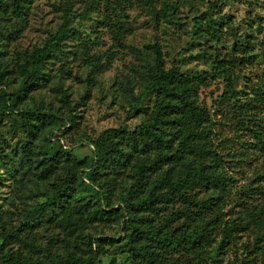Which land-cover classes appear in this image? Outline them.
<instances>
[{
    "label": "rangeland",
    "instance_id": "1",
    "mask_svg": "<svg viewBox=\"0 0 264 264\" xmlns=\"http://www.w3.org/2000/svg\"><path fill=\"white\" fill-rule=\"evenodd\" d=\"M67 8L73 31L10 114L5 94L18 90L20 67L58 30ZM155 45L165 69L191 77L207 113L196 128L201 139L191 142L202 152L186 148V158L216 170L224 184L189 189L186 198L166 192L154 209L135 212L122 200L138 163L155 152L133 154L117 172L100 164L95 173L91 141L108 130L127 136L150 121L156 95L131 108ZM0 78V264H49L70 255L80 264H264V0H22L17 14L0 9ZM160 132L166 152L183 151L177 126ZM77 169L86 176L64 189L53 215L28 216ZM97 192L115 213L98 212ZM82 203L87 207L78 208ZM135 227L145 233L132 243ZM195 230L202 231L199 248L161 242L166 233Z\"/></svg>",
    "mask_w": 264,
    "mask_h": 264
},
{
    "label": "trees",
    "instance_id": "2",
    "mask_svg": "<svg viewBox=\"0 0 264 264\" xmlns=\"http://www.w3.org/2000/svg\"><path fill=\"white\" fill-rule=\"evenodd\" d=\"M9 4L0 0V9L7 13L11 9L13 13H19L22 9V0H8ZM72 13L70 8L65 11V18L58 30L50 35L43 47H36L29 55L28 61L20 67L22 80L18 90L13 94H5L7 110L10 114L14 112L16 100L19 96L28 90L34 88L43 75V65L56 53L61 51L64 40L73 31L70 27L69 14ZM88 10H85L79 17H87ZM196 24H201V19L196 20ZM0 78V86H1ZM229 81V79H228ZM230 87L232 82L229 81ZM156 95L155 107L149 122H144L133 133L125 136L123 130H108L103 133L97 140L91 141L94 147V163L92 171L96 173L95 167L100 164H109L110 167L117 172L119 166L124 167L132 158L133 154L141 152L145 154L149 151L155 152L153 158L143 160L138 163L134 175L132 185L126 190V196L122 203L132 211L152 210L156 204L165 196L167 192L170 195H178L186 198V191L199 187H207L209 185L224 184V179L216 170H212L205 165L200 168L195 166L193 162L186 158L184 150L187 148L189 155L199 154L201 148L191 145L193 140L201 139L203 132H197L196 128L206 122L207 113L197 104V89L191 81V77L185 74L180 68L174 67L165 69L163 65V54L158 45L154 46V63L148 68V80L140 96L136 99L131 113L138 111L143 106L145 98ZM264 98V97H263ZM30 115H35L29 112ZM37 119L46 122L52 121L51 115L38 114ZM65 124V123H64ZM173 125L182 132L181 145L183 151L169 154L167 149V141L160 132L163 126ZM65 126V125H64ZM258 133L256 132V135ZM53 133L49 141L55 139ZM126 144L130 146V150L125 148ZM66 156L69 152L64 150ZM183 158V159H182ZM183 160L180 167H175L176 161ZM168 165V169L159 172L164 166ZM159 173L155 179H151L150 175ZM86 176L84 170H75L71 173L62 184L54 192L52 198L45 203L38 205L36 210L30 215L38 212L40 215L51 216L55 213V206L60 207L65 198L64 189L69 188L76 177ZM99 203H102L98 212L103 215L115 213L110 210V206L104 203L105 198L101 192H97ZM87 204H79L78 208H85ZM96 213V212H95ZM97 214V213H96ZM202 231L195 230L191 234L182 233L181 235H168L161 241L166 247L174 246L178 249L188 250L201 246ZM145 233L140 227H135L131 234V242L137 243L141 236ZM198 247V248H199ZM133 257H137L140 250L132 246L130 249ZM1 261V257H0ZM81 259L74 255H70L65 261H55L49 264H80ZM7 264H46L40 261L31 262L28 260H15L10 258Z\"/></svg>",
    "mask_w": 264,
    "mask_h": 264
}]
</instances>
